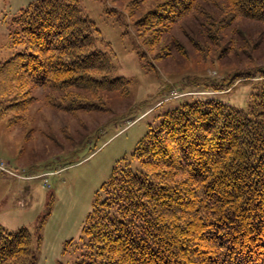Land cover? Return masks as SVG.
Instances as JSON below:
<instances>
[{"label": "trees", "instance_id": "16d2710c", "mask_svg": "<svg viewBox=\"0 0 264 264\" xmlns=\"http://www.w3.org/2000/svg\"><path fill=\"white\" fill-rule=\"evenodd\" d=\"M224 2L230 21L264 23V0ZM196 3L160 2L136 22L138 33L158 37ZM15 22L24 49L0 61V115L25 109L32 86L127 88L110 76L95 24L74 0H36ZM132 156L140 169L122 163L102 184L73 264H264V86L247 111L212 99L169 110ZM32 245L27 228L0 226V264H34Z\"/></svg>", "mask_w": 264, "mask_h": 264}, {"label": "rangeland", "instance_id": "374dc122", "mask_svg": "<svg viewBox=\"0 0 264 264\" xmlns=\"http://www.w3.org/2000/svg\"><path fill=\"white\" fill-rule=\"evenodd\" d=\"M34 1L0 0V61L24 49L15 20ZM162 1L74 0L125 90L32 86L25 109L0 115V226L33 234L34 264L79 260L102 184L122 163L140 169L132 154L164 113L194 99L247 111L264 86V23L230 21L224 0H197L158 37L139 34L136 22Z\"/></svg>", "mask_w": 264, "mask_h": 264}]
</instances>
